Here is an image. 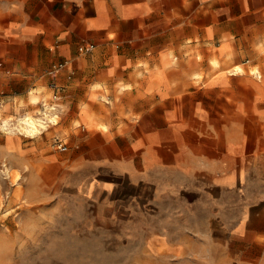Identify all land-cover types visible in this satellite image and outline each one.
Masks as SVG:
<instances>
[{"label":"crops","instance_id":"1","mask_svg":"<svg viewBox=\"0 0 264 264\" xmlns=\"http://www.w3.org/2000/svg\"><path fill=\"white\" fill-rule=\"evenodd\" d=\"M0 82L62 88L116 217L170 226L145 251L264 264V0H0Z\"/></svg>","mask_w":264,"mask_h":264},{"label":"rangeland","instance_id":"2","mask_svg":"<svg viewBox=\"0 0 264 264\" xmlns=\"http://www.w3.org/2000/svg\"><path fill=\"white\" fill-rule=\"evenodd\" d=\"M14 88L0 82V125L36 112L33 95L5 98ZM70 115L35 134L0 128V264H217L210 248L204 256H168L141 247L142 234L170 226L121 223L101 192L105 178L73 160L84 147L73 140ZM54 137L65 138L66 152Z\"/></svg>","mask_w":264,"mask_h":264},{"label":"built area","instance_id":"3","mask_svg":"<svg viewBox=\"0 0 264 264\" xmlns=\"http://www.w3.org/2000/svg\"><path fill=\"white\" fill-rule=\"evenodd\" d=\"M69 63H70L69 60H63V61L54 63L48 69L47 74L49 76L55 77V76H57V74L64 71L66 69V67L69 65ZM73 74H74L73 70H68L67 74H66V78L71 79ZM49 87L52 90L51 102H49L48 104L43 102L41 104L42 112H39L40 113L39 117L35 119V124H36L38 130L47 129V128L51 127L52 125H54L52 118L54 116H56V114L58 113V112H55V111H57V108H58V105L56 102L59 98V93H60L62 88L55 83L49 84ZM52 143L59 152L64 153L68 150L67 142L58 138V137H54L52 140Z\"/></svg>","mask_w":264,"mask_h":264},{"label":"bare ground","instance_id":"4","mask_svg":"<svg viewBox=\"0 0 264 264\" xmlns=\"http://www.w3.org/2000/svg\"><path fill=\"white\" fill-rule=\"evenodd\" d=\"M17 120L18 122L16 126H12L11 124L8 125V123H5L4 125H0V128L13 129V127H18L24 129V131L29 132L30 134H35L38 131L37 126L35 124V119L31 114H27L24 117L18 118Z\"/></svg>","mask_w":264,"mask_h":264}]
</instances>
